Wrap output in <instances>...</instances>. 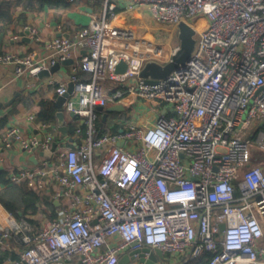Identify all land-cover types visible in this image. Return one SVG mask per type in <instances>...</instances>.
<instances>
[{
	"label": "built area",
	"instance_id": "built-area-1",
	"mask_svg": "<svg viewBox=\"0 0 264 264\" xmlns=\"http://www.w3.org/2000/svg\"><path fill=\"white\" fill-rule=\"evenodd\" d=\"M135 1L126 7H146L170 25V39L120 24L117 4L106 0L75 38L47 42L50 59L0 52V62L15 63L22 75L87 49L79 67L89 73L81 77L75 67L68 81L51 80L68 94L66 110L83 119L81 141L10 174L12 183L27 180L39 190L57 183L59 216L38 226L5 209L0 248L20 249L21 261L11 264H120L126 254L127 264H147L136 252L145 247L164 252L161 264L205 252L213 253L207 264H264V0ZM182 22L195 30L189 60L147 83L145 66L165 65L180 49L172 42ZM135 91L166 112L144 128L99 133L100 107ZM129 137L135 149L119 145ZM13 140L28 153L55 141L52 134L26 137L18 126L8 129L5 142Z\"/></svg>",
	"mask_w": 264,
	"mask_h": 264
},
{
	"label": "crops",
	"instance_id": "crops-1",
	"mask_svg": "<svg viewBox=\"0 0 264 264\" xmlns=\"http://www.w3.org/2000/svg\"><path fill=\"white\" fill-rule=\"evenodd\" d=\"M81 1L79 5L72 8H59L48 5L40 10H33L24 5L14 7L11 22L5 23L0 21V36L4 34L3 37H0V52L11 53L19 57L34 55L36 60L50 59L52 50L47 46V42L62 35L75 38L80 29L88 25L92 17L100 14L104 9L105 3L99 6L96 0ZM113 1L117 4V10L121 14L120 24L134 25L144 35L164 40L170 39V32L167 35L160 34L154 28L156 26L149 23L151 19H154L152 16L150 17L151 19L148 17L149 15L147 16L146 11L148 9L146 7L135 5L134 8L129 9L126 5L136 2L135 0ZM27 26L35 27L38 31L33 37L27 35L30 37V41L25 40L21 34ZM86 52L87 49H78L76 55L72 57L74 63H62L57 71L51 73L49 76L42 77L30 72L18 75L15 63L0 62V87L2 88L0 92V170L7 171V178L11 184L17 183L10 181V174L24 167L36 166L41 158L46 157V155L41 154L43 151L41 149L28 153L15 140H13L12 145H8L5 142V138L10 127H20L26 137H43L46 134H52L54 140L59 143L57 147L59 150L75 146L76 143L81 141L82 136L76 133V127L79 125L85 127L83 119L77 115L73 116L71 112H68L65 102L64 110L66 112L68 135H65L59 128L57 116V101L60 96L58 92L59 84L51 80L57 82L68 81L74 73L75 67H79L81 57ZM78 74L81 77L89 76V73L83 71L80 67L78 68ZM105 86L108 94L112 95L114 93L112 88L113 83L106 81ZM74 88L73 85L70 91L71 96L75 93ZM119 103L124 105V110L111 111L107 114L106 118H104L105 111L101 113L100 118L102 117L103 120H107L109 123L107 132L122 134L131 131L134 126L144 128V126L155 120L164 111L160 105L153 107L154 103L151 100L141 97L136 91L128 93L121 101H111L106 108ZM54 107H56V120L44 119L42 115L48 109ZM168 109L170 113H176L172 107ZM116 126H120L118 132L114 130ZM129 138L127 142L121 140L119 145L135 149L137 144L134 138ZM57 149L55 150L57 151ZM33 157H36L37 161ZM47 157H53V154ZM29 186L35 188L41 195L44 201L41 204L42 209L47 208V200H52L57 206L56 214H59L63 203L53 196V193L60 188L57 183L41 190L30 184ZM2 187L3 185L0 184V190ZM5 209L8 210L0 201V217H4ZM20 214L22 215V212ZM30 217L35 219L39 224L50 219L45 212H40ZM9 251L16 254L17 257L12 258L11 261L7 260L4 264L21 261L19 248L10 249ZM192 260L193 258L187 259L185 255H182L178 257L177 264H189Z\"/></svg>",
	"mask_w": 264,
	"mask_h": 264
},
{
	"label": "trees",
	"instance_id": "trees-1",
	"mask_svg": "<svg viewBox=\"0 0 264 264\" xmlns=\"http://www.w3.org/2000/svg\"><path fill=\"white\" fill-rule=\"evenodd\" d=\"M96 1L99 6L105 3V0ZM81 2V0H2L0 5V21L10 23L12 20L13 8L18 5H24L33 10H40L48 5L59 8H72L79 5ZM42 116L46 120H56V107L48 109ZM97 124L99 133L108 131L109 123L107 120H103L101 117ZM119 127L120 126L114 127L115 132H118ZM0 184L3 185L0 190V201L17 218L29 217V220L33 224L39 226V223L30 216H34L40 212H45L50 219H55L59 216V214H56V203L52 200H47V208L42 209L41 204L44 201L41 195L35 188L30 187L27 181L21 184H11L7 178V171L0 170ZM20 212H22V215ZM16 257L17 255L11 251L0 248V264H4L7 260H12V258ZM212 257V252H205L201 257L194 258L189 264H207Z\"/></svg>",
	"mask_w": 264,
	"mask_h": 264
},
{
	"label": "water",
	"instance_id": "water-1",
	"mask_svg": "<svg viewBox=\"0 0 264 264\" xmlns=\"http://www.w3.org/2000/svg\"><path fill=\"white\" fill-rule=\"evenodd\" d=\"M1 5V0H0ZM90 9V8H89ZM91 10V9H90ZM29 31L23 30L21 34L24 36L25 40L30 41V37L27 36ZM4 34H2L0 37H3ZM179 39H180V49L177 51L176 54L173 55L171 61H169L167 64L162 65L156 62H149L145 68L143 69L141 76H143L147 83H158L160 78L166 77L169 74H171L175 68L182 63H185L187 60H189L194 47L196 43L195 38V30L186 22H182L179 26ZM71 64L74 63V60L72 58H69L67 60H64L62 62H58L57 64L53 65L50 69H43L40 72H38L39 76H49L51 73H54L57 71L61 64ZM126 69V63L121 62L118 66V71H124ZM73 83H70V89L71 91L73 87ZM67 95H60L57 101L58 106V122H59V128L60 130L65 134L68 135V126L66 125V112L64 110V102L67 99ZM102 111H105L104 118L107 117V114L111 111H120L124 110L125 107L122 103L115 104L113 106H110L108 108L106 107H100ZM166 112V109H164L163 113ZM73 116H76L74 112H71ZM120 144V143H119ZM59 143L57 141L54 142L52 149L42 151L41 154L46 156H52L53 151L57 149ZM35 161H37L36 157H33ZM222 229L225 228V224L221 225ZM150 251L151 255L149 258H146V252ZM136 252H140V261H143L147 264H161L160 260L164 257V252L160 249L157 250H151L149 247H145L143 249H138ZM130 261V254H126L122 257L120 264H127Z\"/></svg>",
	"mask_w": 264,
	"mask_h": 264
},
{
	"label": "rangeland",
	"instance_id": "rangeland-1",
	"mask_svg": "<svg viewBox=\"0 0 264 264\" xmlns=\"http://www.w3.org/2000/svg\"><path fill=\"white\" fill-rule=\"evenodd\" d=\"M147 12V16L150 18L151 17V12L149 10L146 11ZM151 19V18H150ZM150 24L152 25H155L156 27V31L160 32V33H163V34H168L170 31H171V27L169 24H161L155 20H152L149 21ZM156 23H159V24H156ZM180 42V39H179V35L177 36L176 34L174 35L173 37V42H172V45H176L177 43ZM112 114V113H111Z\"/></svg>",
	"mask_w": 264,
	"mask_h": 264
}]
</instances>
